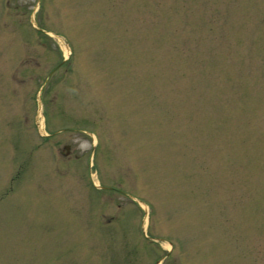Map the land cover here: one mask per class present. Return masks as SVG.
Segmentation results:
<instances>
[{
    "label": "rangeland",
    "instance_id": "1",
    "mask_svg": "<svg viewBox=\"0 0 264 264\" xmlns=\"http://www.w3.org/2000/svg\"><path fill=\"white\" fill-rule=\"evenodd\" d=\"M159 259L264 264V0H0V264Z\"/></svg>",
    "mask_w": 264,
    "mask_h": 264
}]
</instances>
